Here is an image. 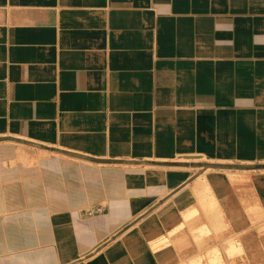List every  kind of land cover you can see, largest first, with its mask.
<instances>
[{
    "label": "crops",
    "instance_id": "crops-1",
    "mask_svg": "<svg viewBox=\"0 0 264 264\" xmlns=\"http://www.w3.org/2000/svg\"><path fill=\"white\" fill-rule=\"evenodd\" d=\"M260 171L264 0H0V264H169Z\"/></svg>",
    "mask_w": 264,
    "mask_h": 264
},
{
    "label": "rangeland",
    "instance_id": "rangeland-1",
    "mask_svg": "<svg viewBox=\"0 0 264 264\" xmlns=\"http://www.w3.org/2000/svg\"><path fill=\"white\" fill-rule=\"evenodd\" d=\"M207 172L220 171L207 170ZM232 187L242 195L249 192L248 189H240L241 185L237 183H233ZM243 200V213L222 214L224 224L222 231L218 227L215 228L213 223H209L201 212L199 214L201 218L195 221L194 232L191 234L194 242H207L202 243V247L199 245L198 249L194 248L179 254L169 264H264V215L260 207L257 212L259 215L255 211H249L254 208L245 201V198ZM216 214L210 212L212 220L215 217L212 222L217 219ZM190 215L195 216L197 213Z\"/></svg>",
    "mask_w": 264,
    "mask_h": 264
},
{
    "label": "bare ground",
    "instance_id": "bare-ground-1",
    "mask_svg": "<svg viewBox=\"0 0 264 264\" xmlns=\"http://www.w3.org/2000/svg\"><path fill=\"white\" fill-rule=\"evenodd\" d=\"M207 170H219V169H214L213 167H212V169L211 168H209V169H207ZM220 172H224V173H226V172H229V171H227V170H224V169H220L219 170ZM213 172H215V171H213ZM254 172V171H253ZM242 173H244V174H248V172H242ZM231 174H233V175H228V178L230 179V181L231 182H236V181H238V182H243V181H248L250 178L252 179H254V180H256L258 183H262L261 182V180H263L264 179V175H262V174H264L263 172H261L260 171V173L258 174V175H256V176H250L249 178L248 177H244V176H240V175H237L236 173H231ZM252 179V180H253Z\"/></svg>",
    "mask_w": 264,
    "mask_h": 264
},
{
    "label": "built area",
    "instance_id": "built-area-1",
    "mask_svg": "<svg viewBox=\"0 0 264 264\" xmlns=\"http://www.w3.org/2000/svg\"><path fill=\"white\" fill-rule=\"evenodd\" d=\"M102 211H103V206L101 204H95L83 210L82 212L86 216H93V215L101 213Z\"/></svg>",
    "mask_w": 264,
    "mask_h": 264
}]
</instances>
